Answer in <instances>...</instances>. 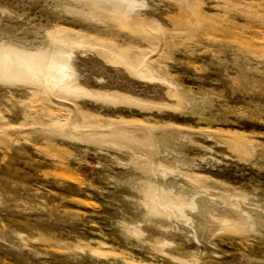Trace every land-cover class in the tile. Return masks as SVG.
Instances as JSON below:
<instances>
[{
	"label": "rangeland",
	"instance_id": "rangeland-1",
	"mask_svg": "<svg viewBox=\"0 0 264 264\" xmlns=\"http://www.w3.org/2000/svg\"><path fill=\"white\" fill-rule=\"evenodd\" d=\"M0 264H264V0H0Z\"/></svg>",
	"mask_w": 264,
	"mask_h": 264
}]
</instances>
